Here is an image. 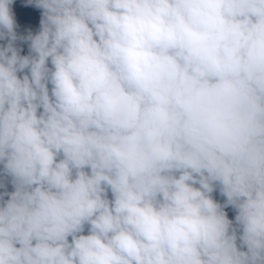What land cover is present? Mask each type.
Here are the masks:
<instances>
[{
  "label": "clouds",
  "instance_id": "obj_1",
  "mask_svg": "<svg viewBox=\"0 0 264 264\" xmlns=\"http://www.w3.org/2000/svg\"><path fill=\"white\" fill-rule=\"evenodd\" d=\"M29 3L21 36L0 0V264H264V0Z\"/></svg>",
  "mask_w": 264,
  "mask_h": 264
},
{
  "label": "rangeland",
  "instance_id": "obj_2",
  "mask_svg": "<svg viewBox=\"0 0 264 264\" xmlns=\"http://www.w3.org/2000/svg\"><path fill=\"white\" fill-rule=\"evenodd\" d=\"M12 9L15 20L18 25L17 27L18 35L26 36L28 34V31H31L33 34L38 32L40 28V20L42 13L41 9L34 7V5L29 3V0H14ZM2 43L5 42L0 41V44ZM17 46L22 49L21 55H28L29 48L27 43L17 41ZM3 190L4 189H0V192H2ZM7 190L12 191V187L10 183L7 185ZM215 196H216L215 193H213L214 199ZM216 200L217 202L224 203L225 198L221 196L219 199ZM225 211L228 214V218L234 221L236 214L235 211L231 207L226 208ZM85 234H87V232H85Z\"/></svg>",
  "mask_w": 264,
  "mask_h": 264
},
{
  "label": "trees",
  "instance_id": "obj_3",
  "mask_svg": "<svg viewBox=\"0 0 264 264\" xmlns=\"http://www.w3.org/2000/svg\"><path fill=\"white\" fill-rule=\"evenodd\" d=\"M215 193V199H219L220 197H221V195L219 194V192L218 191H216V192H214Z\"/></svg>",
  "mask_w": 264,
  "mask_h": 264
}]
</instances>
